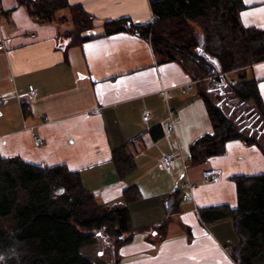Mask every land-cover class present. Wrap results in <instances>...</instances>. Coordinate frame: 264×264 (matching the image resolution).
Instances as JSON below:
<instances>
[{
	"label": "crops",
	"instance_id": "crops-1",
	"mask_svg": "<svg viewBox=\"0 0 264 264\" xmlns=\"http://www.w3.org/2000/svg\"><path fill=\"white\" fill-rule=\"evenodd\" d=\"M68 2L93 18L89 29L78 34L71 21L42 23L17 0H0V154L33 165H64L80 174L98 202L113 207H124L123 192L136 186L141 198L127 205L134 234L119 250V264H235L233 221L206 225L199 209L236 208L232 178L259 175L263 154L231 141L224 155L191 164L190 146L213 131L196 82L178 63H160L147 40L104 31L107 20L152 23L150 0ZM242 2V24L264 30V0ZM250 72L264 102V62ZM155 127L164 135L148 141ZM139 139L144 146L136 152L137 170L120 180L112 154ZM165 157L173 160L170 168L162 164ZM208 169L220 173L218 182L203 178ZM176 191L184 198L180 213L157 241L154 228L166 217L163 202Z\"/></svg>",
	"mask_w": 264,
	"mask_h": 264
},
{
	"label": "trees",
	"instance_id": "trees-1",
	"mask_svg": "<svg viewBox=\"0 0 264 264\" xmlns=\"http://www.w3.org/2000/svg\"><path fill=\"white\" fill-rule=\"evenodd\" d=\"M17 3L42 23L71 21L78 34L93 23L81 6L68 0ZM150 6L152 23L107 20L105 35L129 32L147 40L160 63H178L196 82L213 131L192 143L191 164L224 155L231 141L256 147L264 156V102L258 82L246 81L247 71L264 62V30L242 24V0H150ZM66 11L69 14L61 17ZM236 79L243 82L235 83ZM206 84L212 89L205 90ZM163 135V128L155 127L148 141ZM143 146L139 139L113 152L120 180L136 172V152ZM232 181L237 207L199 209V217L206 225L231 219L239 238L230 251L233 262L264 264V174ZM140 198L134 186L123 192L124 207L102 204L85 188L80 174L64 165H33L0 154V264H98L81 255L83 247L97 240L109 251L105 264H119V250L134 234L127 205ZM183 200V193L176 191L163 202L166 217L154 228L157 241L166 238Z\"/></svg>",
	"mask_w": 264,
	"mask_h": 264
},
{
	"label": "rangeland",
	"instance_id": "rangeland-1",
	"mask_svg": "<svg viewBox=\"0 0 264 264\" xmlns=\"http://www.w3.org/2000/svg\"><path fill=\"white\" fill-rule=\"evenodd\" d=\"M256 79V78H255ZM253 76H252V72H250L247 75V82H251L253 81ZM257 81V80H256ZM243 81L236 79L235 83H242ZM258 82V81H257ZM259 84V82H258ZM203 88L205 90H208L211 88V86L208 84L204 85ZM212 89V88H211ZM161 94L166 97V94L162 91ZM212 97V96H211ZM262 98V97H261ZM214 102H218V95L214 94ZM144 117V114H143ZM200 166V165H198ZM208 170H214V169H208ZM207 171V170H205ZM204 171V172H205ZM217 171V170H216ZM203 172V174H204ZM220 174V173H219ZM258 174H264V170H262V172H258ZM236 177V176H235ZM204 178V177H203ZM192 189V188H191ZM81 255L83 257H85L86 259H89L93 262H96L98 264H105L107 261H109L110 259V255H109V251L106 247H104L103 241L101 240H97L96 242H94L93 244L90 245H86L85 247L82 248L81 250Z\"/></svg>",
	"mask_w": 264,
	"mask_h": 264
},
{
	"label": "built area",
	"instance_id": "built-area-1",
	"mask_svg": "<svg viewBox=\"0 0 264 264\" xmlns=\"http://www.w3.org/2000/svg\"><path fill=\"white\" fill-rule=\"evenodd\" d=\"M2 46H0V51L2 50ZM29 93L31 97H36V91L33 86L29 87ZM144 120L148 121L147 113H144ZM36 144H40L39 139H35ZM162 164L165 168H170L173 165V160L169 157H165L162 161ZM203 177L206 181L210 182H218L220 180V174L216 170H207L204 172Z\"/></svg>",
	"mask_w": 264,
	"mask_h": 264
}]
</instances>
